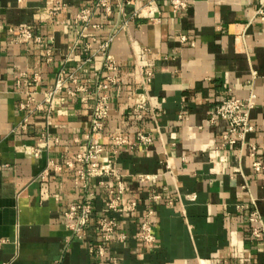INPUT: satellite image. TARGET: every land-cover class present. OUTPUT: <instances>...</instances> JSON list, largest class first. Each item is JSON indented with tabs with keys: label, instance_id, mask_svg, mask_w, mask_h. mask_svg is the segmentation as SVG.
<instances>
[{
	"label": "crops",
	"instance_id": "crops-1",
	"mask_svg": "<svg viewBox=\"0 0 264 264\" xmlns=\"http://www.w3.org/2000/svg\"><path fill=\"white\" fill-rule=\"evenodd\" d=\"M260 7L189 0L174 13L169 0H0V264H264V236L253 238L248 221L256 211L264 231V172L252 167L264 165ZM82 8L91 10L84 31L74 25ZM17 27L40 41L13 42ZM109 37L115 81L104 128L92 134L94 97L107 83L99 45ZM251 96L253 129L230 145L213 109ZM92 141L105 174L89 182L93 217L118 222L103 257L95 227L74 235L64 217L85 195L74 157ZM118 184L119 209L108 211ZM149 209L152 244L137 238Z\"/></svg>",
	"mask_w": 264,
	"mask_h": 264
},
{
	"label": "built area",
	"instance_id": "built-area-1",
	"mask_svg": "<svg viewBox=\"0 0 264 264\" xmlns=\"http://www.w3.org/2000/svg\"><path fill=\"white\" fill-rule=\"evenodd\" d=\"M189 0H169V4L174 13H180L186 10ZM57 7H60L58 1L55 2ZM96 6L102 7L105 12H109V7L104 1H99ZM145 7L150 8L151 4L148 3ZM258 13L261 15V19L264 20V7L258 9ZM135 16L139 17L141 13L135 12ZM91 10L89 8L80 9L74 17V25L81 27L82 30H86L87 27L92 26L90 24ZM93 27H97L94 25ZM12 35V41L16 43H27L30 41H40V38L34 37L31 30L26 27H17L9 30ZM82 34V33H81ZM111 37L107 38L99 45V50L104 57L103 68L106 70L107 75L105 79L106 84L99 86L102 93L97 94L94 97V107L90 120L91 133H97L103 130L104 122L109 111L108 97L104 93L108 87V84L114 83L115 64L111 57L108 55L107 50L109 48V42ZM61 83L58 81L55 86L51 87L46 92V102L50 105L56 93L60 91ZM253 96L247 101L243 102L240 99L228 97L222 99L213 109V118L217 117L223 119L227 124L226 132L223 139L230 145L236 144L238 140H242L244 136L252 131L253 127L249 123L248 111L252 107ZM140 141H147L144 137H139ZM115 145H119L120 141L118 138L113 139ZM103 148L100 144L90 142L86 149L77 155L74 159L78 164L76 169L75 184L80 188L85 195L83 199L78 203L71 204L64 212V217L67 220L68 229L74 234H78L83 228L88 226H94L99 233L100 244L95 246L94 254L96 257H103L104 247L103 243L110 241L115 234L117 228V220L113 217L106 215H99L93 217V208L90 202L92 194L89 192L90 179L94 177L105 176L103 168L100 166V159L102 158ZM253 170L256 172H264V165L259 162L252 164ZM42 177V176H41ZM122 186L118 184V191L114 194L111 192V197L104 202V207L108 211H117L121 203ZM151 200L155 201L159 199L157 194H152ZM132 205H130V208ZM152 210H147L143 216L140 224L137 238L147 244L155 242V237L152 233ZM248 221L251 225L250 234L253 238L259 239L264 236L263 228L260 226V217L256 211L250 213ZM122 239L123 237H118ZM92 249V248H91ZM92 251V250H91ZM239 264H250V263H239Z\"/></svg>",
	"mask_w": 264,
	"mask_h": 264
}]
</instances>
